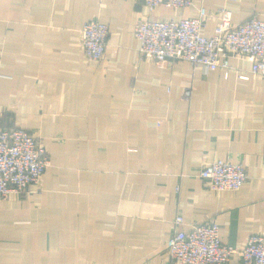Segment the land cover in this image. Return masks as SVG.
Masks as SVG:
<instances>
[{
	"label": "crops",
	"instance_id": "1",
	"mask_svg": "<svg viewBox=\"0 0 264 264\" xmlns=\"http://www.w3.org/2000/svg\"><path fill=\"white\" fill-rule=\"evenodd\" d=\"M202 5L206 35L223 6L234 22L264 19V0H0V129L30 131L50 157L41 189L0 195V264H173L176 228L215 220L238 247L264 233V74L239 56L208 72L140 57V19ZM92 19L109 26L104 59L80 47ZM214 159L243 163L240 189L208 187L200 170Z\"/></svg>",
	"mask_w": 264,
	"mask_h": 264
},
{
	"label": "built area",
	"instance_id": "2",
	"mask_svg": "<svg viewBox=\"0 0 264 264\" xmlns=\"http://www.w3.org/2000/svg\"><path fill=\"white\" fill-rule=\"evenodd\" d=\"M195 0H142L153 10L158 6L179 8ZM218 22L213 35L203 29L210 11L199 7L196 16L180 19H140L134 34L140 42L141 58L164 66L174 59H186L205 71L230 69V57L251 61L253 75L264 74V19L257 14L242 22L233 21V11L220 7L214 11ZM109 26L98 19L86 21L80 29V47L89 59L106 57ZM247 77V75H241ZM50 165L43 141L24 128L0 129V195L27 191L32 184L40 188L42 176ZM200 175L215 191L238 190L248 178L241 162L224 159L206 161ZM41 189V188H40ZM39 189V190H40ZM174 222L183 224L177 215ZM173 264H228L238 254L243 264H264V233H253L245 246L223 242L215 220L195 222L189 229L176 228L168 240Z\"/></svg>",
	"mask_w": 264,
	"mask_h": 264
}]
</instances>
